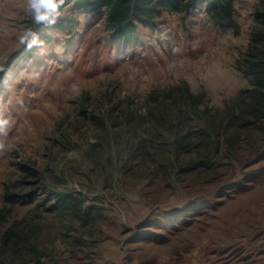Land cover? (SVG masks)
Listing matches in <instances>:
<instances>
[{
	"label": "rangeland",
	"instance_id": "rangeland-1",
	"mask_svg": "<svg viewBox=\"0 0 264 264\" xmlns=\"http://www.w3.org/2000/svg\"><path fill=\"white\" fill-rule=\"evenodd\" d=\"M117 1L0 0V264H264V0Z\"/></svg>",
	"mask_w": 264,
	"mask_h": 264
},
{
	"label": "trees",
	"instance_id": "trees-1",
	"mask_svg": "<svg viewBox=\"0 0 264 264\" xmlns=\"http://www.w3.org/2000/svg\"><path fill=\"white\" fill-rule=\"evenodd\" d=\"M78 3H84L86 0H77ZM141 1V4H142V7L140 9V11H143V13H148L149 11H151L149 9V6H146L147 4H149V2H151L152 0H140ZM165 2H169L173 7L175 8H178L179 7V4L181 2V0H163ZM208 1V10H213L214 7H216V5L218 4L220 7H223V4L221 1L219 0H207ZM129 1L128 0H118L117 2H107V5H108V9L109 12V18L110 19H116V18H119L122 14H121V5H124V8L126 9L127 12L125 13H128L131 11V6L127 7V3ZM139 18H141V16H139ZM142 19V18H141ZM135 22L133 19L131 20H125L122 24V27H120V33L121 34H128L130 31H133L136 26H135ZM262 59V58H261ZM262 60H257L256 62L252 63L251 64V67H258L257 70H250L248 68L247 72L249 74L252 75L253 79L257 82V84L259 86H263L264 85V70L260 69L259 67L261 66V62ZM258 92H261V94L264 95V92H262L260 89L258 90Z\"/></svg>",
	"mask_w": 264,
	"mask_h": 264
},
{
	"label": "clouds",
	"instance_id": "clouds-1",
	"mask_svg": "<svg viewBox=\"0 0 264 264\" xmlns=\"http://www.w3.org/2000/svg\"><path fill=\"white\" fill-rule=\"evenodd\" d=\"M59 3H63V0H59ZM49 0H27L26 12L33 16V18L39 22L46 20L49 16L52 19L50 23L55 21V10L58 7L57 0H51V6H48ZM43 17V19H40Z\"/></svg>",
	"mask_w": 264,
	"mask_h": 264
},
{
	"label": "snow or ice",
	"instance_id": "snow-or-ice-1",
	"mask_svg": "<svg viewBox=\"0 0 264 264\" xmlns=\"http://www.w3.org/2000/svg\"><path fill=\"white\" fill-rule=\"evenodd\" d=\"M48 6H51V0H49ZM40 19H43V17H41Z\"/></svg>",
	"mask_w": 264,
	"mask_h": 264
}]
</instances>
